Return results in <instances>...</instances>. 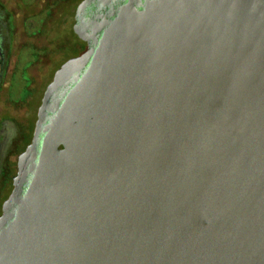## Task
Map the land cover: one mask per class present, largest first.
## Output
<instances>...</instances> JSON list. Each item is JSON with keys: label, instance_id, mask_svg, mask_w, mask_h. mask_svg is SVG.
I'll list each match as a JSON object with an SVG mask.
<instances>
[{"label": "water", "instance_id": "95a60500", "mask_svg": "<svg viewBox=\"0 0 264 264\" xmlns=\"http://www.w3.org/2000/svg\"><path fill=\"white\" fill-rule=\"evenodd\" d=\"M75 32L96 46L45 91L0 264H264V0H129Z\"/></svg>", "mask_w": 264, "mask_h": 264}, {"label": "rangeland", "instance_id": "374dc122", "mask_svg": "<svg viewBox=\"0 0 264 264\" xmlns=\"http://www.w3.org/2000/svg\"><path fill=\"white\" fill-rule=\"evenodd\" d=\"M80 1L0 0V16L13 23L16 30L7 82L0 97V121L13 116L26 119L27 138L18 143V162L29 147L28 138L34 131L44 92L66 59L77 53L72 45L78 38L70 26ZM4 195H10V189Z\"/></svg>", "mask_w": 264, "mask_h": 264}, {"label": "flooded vegetation", "instance_id": "af4514ba", "mask_svg": "<svg viewBox=\"0 0 264 264\" xmlns=\"http://www.w3.org/2000/svg\"><path fill=\"white\" fill-rule=\"evenodd\" d=\"M128 1L129 0H82V1H80V4L76 7V9L73 10V14H72V18H71L72 26H70L71 30L73 31V33L78 38V41L73 43V45H72L77 50V53L72 55L71 57H69L66 60L81 56L90 47L96 46L93 39H91L90 43H89V42H87V41H85L79 37V35L75 32V26L77 24L81 30H85L89 34L93 35L95 29L100 28L105 21H111L117 15L119 8L121 6L127 4ZM145 2H146V0H133V4L137 8H140V9L142 8V5ZM81 4H83V6L79 10V7ZM15 33H16V30H15V26L13 25V23H10L9 20L5 16L4 17L0 16V97L3 94L4 84H5V82H7V70L6 69L9 65V58L13 52ZM95 36H97V37L100 36V32H98ZM30 66H28V68H27L28 73H29ZM29 75H30V73H29ZM53 78H52V80H53ZM52 80H51V82H52ZM10 81H8L9 86H11ZM72 81L73 80H71V82L68 86H65V87L59 89L57 91V95L54 97L55 98L62 97V93L65 90H67L69 86L73 85ZM44 94H45V92H44ZM51 101L53 103V100H51ZM41 104H42V101H41ZM11 116H13V115H11ZM48 116L49 115L47 114V117ZM13 117L6 118V119H8V122L7 123L5 122L3 124L6 126V127H4L6 129L1 128L2 129L1 132H3L2 134H4V136H2L3 140L0 143L1 144L0 147L5 148V149L10 145L16 149L18 147V143L27 138V135H26L27 131L24 129V123H25L26 119L21 120L18 117H17L18 119H16L15 117L13 118ZM0 118H1V116H0ZM37 118H38V115H37ZM6 119H3L2 121L6 120ZM14 119H16L17 124H14V125L8 124L9 122L14 121ZM10 120H12V121H10ZM35 127H36V124H35ZM19 129H20V131H19ZM34 132H35V128H34V131L32 132L31 137L28 138V145L27 146H30V144L32 143V140L34 137ZM38 148H39V146H38ZM13 188H14V186L12 187L11 192H12ZM11 192H10V194H11ZM8 197H9V195H8Z\"/></svg>", "mask_w": 264, "mask_h": 264}, {"label": "trees", "instance_id": "16d2710c", "mask_svg": "<svg viewBox=\"0 0 264 264\" xmlns=\"http://www.w3.org/2000/svg\"><path fill=\"white\" fill-rule=\"evenodd\" d=\"M5 122L7 123L8 119L0 122V143L3 140L2 136H4V134H2L3 132H1L2 131L1 128L6 127L5 125H3ZM8 124L14 125L17 124V121L16 119H14V121L9 122ZM16 149L11 145L8 146L6 149L0 147V216L2 214V204L4 203L5 199L8 197L5 196L4 194L8 189H10L11 192V189L14 186L18 173L17 170L19 164L18 162L19 157L16 154Z\"/></svg>", "mask_w": 264, "mask_h": 264}]
</instances>
